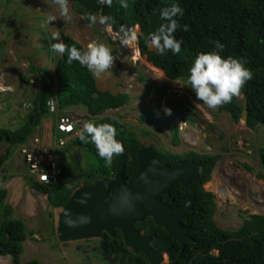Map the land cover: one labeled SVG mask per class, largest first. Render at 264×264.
<instances>
[{"label":"trees","instance_id":"16d2710c","mask_svg":"<svg viewBox=\"0 0 264 264\" xmlns=\"http://www.w3.org/2000/svg\"><path fill=\"white\" fill-rule=\"evenodd\" d=\"M76 11L83 15L89 24V14L110 15L113 17L112 29L119 32L121 26L135 29L139 27V47L142 56L154 67L165 74L170 80H185L188 69L199 52L213 50L212 42L219 40L224 44L223 56L243 57L245 67L249 68L253 77L241 89V95L233 97L230 103L218 106L219 112L230 114L233 123H237L241 114V97L247 95L248 120L246 126L252 130L264 126V0H126L127 7H121L119 0H113L112 7L100 6L97 0H70ZM176 2L183 9V16L174 17L178 20L179 28L173 33L176 39L182 40L181 51L172 54L158 55L148 49L145 38L153 32L160 23L159 12L162 7ZM187 25V30H184ZM66 50L56 61L54 72L48 69H39L42 86L37 90L32 106L24 123L16 129H0V147L7 145L4 153H0V172L3 164L13 155L14 151L26 142L34 133V114L37 112L40 119L47 117L46 101L55 93L59 99V107L77 106L86 108L91 117L103 115L109 109L125 106L130 101V95L119 93L114 95L97 88L94 76L79 62L67 63V46H81L72 38L62 35ZM36 71V67H32ZM50 78L45 82L43 75ZM55 74V76H54ZM57 89H55V78ZM96 124L109 123L116 128V139L121 142L125 157V180L130 181L138 168L137 150L140 143L134 133L112 118H87ZM77 149H91L96 155L95 146L89 142H81L79 138L72 143ZM67 149L62 155V173L57 182L40 185H30L38 192L48 196L53 208H63L70 201L72 189L68 186L81 184L88 186L102 178L111 180L117 169L116 157L113 154L110 163L101 158L98 166L93 163L87 169H79V159L70 155L73 167L65 160ZM262 171L258 177L264 180V147L258 149ZM69 153V152H68ZM82 154V153H81ZM80 156L82 157V155ZM99 157V156H98ZM194 160L202 165L200 176L187 186L173 187L174 199H167L173 206L190 197L195 198L194 206L182 223L189 228L190 236L194 241L186 244L179 257L180 245L161 226L155 225L151 219L137 223V228L154 237L153 248L168 255V264H264V215H248L242 225L233 231L225 230L213 220L216 212V196L204 189V184L211 178V171L219 159L214 155H199L191 153L185 157L174 156L169 163L171 166L182 160ZM251 170L249 166H246ZM7 190L0 188V256H10L12 264H40L38 260L21 263L20 256L23 243L29 234L26 225L13 217V209L6 204ZM32 234V233H31ZM101 248L108 255L120 253L123 258L132 252L124 245L122 234L116 230L115 237L104 233L100 240ZM217 251L215 254L214 252ZM135 264H148L142 254L134 255ZM122 258V259H123Z\"/></svg>","mask_w":264,"mask_h":264},{"label":"rangeland","instance_id":"374dc122","mask_svg":"<svg viewBox=\"0 0 264 264\" xmlns=\"http://www.w3.org/2000/svg\"><path fill=\"white\" fill-rule=\"evenodd\" d=\"M69 10L71 19L65 21L59 17L58 8L52 0H0V85L5 89L0 88L6 90H0V129L13 130L24 122L23 112L19 109L28 111L24 102L27 104L43 84L37 68L54 70L61 55L50 48L56 42L52 39L53 32H58L62 41V35L72 38L82 50L95 40L108 46L114 57L111 68L95 77L98 89L130 95V101L125 106L108 111L104 116H111L126 124L124 120L131 123L133 119L135 123L141 112L161 113L159 109L164 107L177 110L179 121L185 124V129L179 130L176 122L159 129L148 128L149 132L160 137L154 136L142 142H154L158 137L164 147L177 145L175 153L187 154L189 150H196L220 156L214 177L204 186L216 196L213 220L219 227L233 231L242 225L248 215H264V181L258 177L262 171L258 149L264 147V126L251 130L245 123H233L230 114L219 112L218 106L209 109L202 102L193 104L192 93L185 80L157 79L146 57L140 54L139 60L135 61L130 47L121 46L117 33L103 30V26L98 23V15L97 22L89 24L70 0ZM50 16H57V19L48 22ZM136 42L137 39L132 46L138 51ZM149 49L154 50L150 46ZM32 67H36V71ZM78 110L86 112L82 107ZM53 122L43 121L42 125L51 129ZM133 128L139 132L137 135L134 133L136 137L146 130L145 126L139 124ZM38 131L41 133L42 129ZM6 148V144L1 146L0 153H4ZM72 149L70 147V152ZM80 151L82 157L79 159V169H87L92 163L98 166L100 157L93 155L91 149ZM60 152L64 154V150ZM69 154L67 151L65 160L73 167ZM12 158L10 156L3 164L2 170L11 168ZM244 166H249L251 170ZM21 169L22 166L15 163L10 172L14 170L22 179ZM24 180L26 187L22 185L23 196H12L11 192L5 200L13 208V217L25 223L29 234L23 243L21 263L35 259L40 264H106L99 255L94 257L91 254L90 258L84 253V246H93L98 239L59 240L57 218L62 209L52 208L48 196L32 189L29 182ZM79 185L81 182L77 187ZM232 189L237 192L235 195L231 192L228 194ZM27 191L31 193L30 206L25 194ZM89 258L91 261H87ZM0 264H12L11 257L0 256Z\"/></svg>","mask_w":264,"mask_h":264},{"label":"clouds","instance_id":"9594fccd","mask_svg":"<svg viewBox=\"0 0 264 264\" xmlns=\"http://www.w3.org/2000/svg\"><path fill=\"white\" fill-rule=\"evenodd\" d=\"M52 3L55 6H57L58 14H59L60 18H62L65 21L71 19L70 10H69V0H52ZM97 3L102 7L106 5L109 8H111L112 4H113V0H97ZM119 3L121 5V7H127L126 0H119ZM159 16H160V19L162 21H165V22L160 23L159 26L153 32L148 33V36L145 38V44L148 46V49H149V46L154 48V50H151V51L156 50V53L158 55H166L169 51L172 54L179 53L181 51L182 40L176 39L173 35V33L179 28L178 20L174 17L183 16V9L180 7V5L178 3L173 2L168 6L162 7L160 9ZM55 19H57V16H50V17H48V22L53 21ZM88 19L92 23L97 22V16L94 14H89ZM113 22H114L113 17L110 15H100L98 18V23L100 25H102L103 30L105 32H108V33H111L113 30L112 29ZM134 30L132 28L126 29L124 26H121L119 29V32L117 33V35L119 37V42H120L122 47H131L132 44L137 39L136 45H137L139 52L141 54L140 47H139V40H138L140 30H139L137 37H136V33ZM184 30H187V25H184ZM52 39L56 42L52 43L50 45L51 50L53 52L57 53L58 55H63L65 53V50H66V45L60 39L59 33L53 32L52 33ZM212 44H213V50H210L207 52H199L196 54L192 64L190 65V67L188 69V74H187L186 79H185V84L190 89V91L192 93V103L195 104V103L202 102L209 109H215L217 106L230 103L232 101L233 97L240 96L242 87L245 85V83L247 81L251 80L253 77L252 71L249 68L244 66L246 61L244 60L243 57L238 58V57H233L230 55L229 56H223V55H221V53L224 51V47H225L224 44H222L219 40L213 41ZM129 50H130L131 54H133V50H131L130 48H129ZM141 56H142V54H141ZM66 60H67V63H69V64H71L72 61H74V60L79 62V64L82 67H85L95 78V77H99L102 73L106 72L109 68H111V66L113 65L114 57L112 56L111 50L108 46H106L104 43H99V42L93 40L87 44L86 49H84V50L78 49L75 46H67ZM146 61H147V58H146ZM53 72H54V70H53ZM44 75H46V74H44ZM44 75H43V78H44ZM54 76H55V74H54ZM54 78H55V89H57V80H56V77H54ZM95 81H96V79H95ZM96 85H97V82H96ZM0 87L4 88V86H1V85H0ZM4 89L0 88V90H4ZM99 90H101V89H99ZM4 91H6V90H4ZM103 91L110 92L108 90H103ZM36 92L37 91H35V93L31 96V99L27 101V104H25L26 102H24L25 107L26 108L28 107V111L26 112V111H23L22 109H19L20 111L23 112L24 120L26 119V117L28 115L29 108L33 105L32 102H33V99L35 98ZM110 93H112V92H110ZM123 93H126V92H123ZM114 95H117V94H114ZM51 98L55 99V111L54 112H51L49 104H48V102ZM46 107H47V117L44 119H40V117H39V121L36 125H35V121H34V127L36 128L34 133L31 134L27 138L25 143H23L19 148H17L14 151V153L12 155L13 158L11 156V158H12L11 162H14L13 165L16 163V164L22 166V169H21L22 173H20V174L22 176H24V178L27 180V182L38 183L40 185H47V184L57 182L59 176L62 173V168H61L62 155L59 154V151L60 150L63 151L64 149H67L70 154H72L73 152L74 153L76 152V155H78V157L81 158V156H80L81 151L79 149H77L76 147L72 146V143L75 142L77 140V138H79V140L85 144L91 142L95 146L96 154L105 163L111 162V158H112L113 154H122L124 157L123 146H122L121 142L115 138L116 137V128L114 127V125L109 124V123L96 124L93 121L87 120V118L100 119V118H106V117L117 120L111 116H104V115L108 111H116L122 107L117 108V109H109L103 115L91 117L87 114L86 108H84L86 112H84V110H78L81 107H77V106H72V107H67L65 109H61L59 107V99H58V96L56 93L48 98V100L46 101ZM202 110H204V107ZM171 111H172L171 115L174 114L176 116V119L175 120L167 119V126H168V124H175V122H176L179 130L185 129L186 128L185 124L181 123L179 121L180 115L178 114L177 110L172 109V108L170 109V108L165 107L164 108V114L165 115L150 112V113H144L143 116H149L151 114H154L157 116H164V117L168 118L170 116L169 114ZM34 116H35V114H34ZM38 116H39V114H38ZM62 116L63 117L64 116L70 117V119H71V125H70L71 128L70 129H64L63 131H61L60 128L58 127L59 126V120ZM47 118H49V119H47ZM47 120L52 121V122L54 121L53 127L51 129L42 125V122L47 121ZM117 121L119 123H121L119 120H117ZM141 122L144 123L142 121V118H141ZM238 122H240V121H238ZM124 123H126L125 120H124ZM246 123H245V125H246ZM126 124H122V125H124L126 127L127 126ZM144 125H149V124L144 123ZM149 126H152V125H149ZM163 126H165V125L160 124V125L152 126V127H157V129H159L158 127H163ZM40 129H42L41 133H39V131H38ZM126 129L128 130L129 126H127ZM160 129H163V128H160ZM45 131H48L49 133H45ZM33 138H39L42 140L41 142L43 145L55 149L56 154L59 157L60 170H61V172H60V174L57 177V180L55 182H50V183L41 182V183H39L35 179L29 177L28 168H27V165L23 162V157L20 154V149L22 147L28 145L32 141ZM59 140H64L65 145L62 147H57V143ZM70 147H73L71 152L69 150ZM173 147L175 149L178 146L173 144ZM142 149H145V148H142ZM187 152H189V153H187V154H185L186 152L183 154L175 153L174 156L185 157V156L190 155L191 153H196L199 155H203V154L213 155V154H209V153H200L196 150H189ZM15 153L17 154L16 160L14 159ZM78 153H80V154H78ZM152 154H153V152H152ZM214 156H219V155H214ZM77 159H79V158H77ZM219 159H220V156H219ZM124 162H125V157H124ZM184 162H194L196 164H200L198 162H195L194 160L189 159V160H182L174 166H171L170 164L164 165V166L169 167V168L170 167L174 168L177 165L184 163ZM217 162L211 171L210 180L206 183H209L211 181L212 177H214L213 174L218 169L217 168ZM200 166H201V172H202V165L200 164ZM124 167H125V164H124ZM244 167H246V166H244ZM201 172H200V174H201ZM113 178H114V175L111 178V180ZM104 179H106V178H102L101 180H104ZM106 180H108V179H106ZM111 180H108V181H111ZM261 180L264 181L263 179H261ZM28 184L31 187V185H30L31 183H28ZM205 184H204V186H205ZM176 185H180V184H176ZM77 186L78 185L68 186L70 189H72V194L78 188H81L82 186H85V185L81 184V185H79V187H77ZM88 186H90V185H88ZM175 186H173V187H175ZM74 187H77V188L75 189ZM31 188L33 189V187H31ZM205 190L207 192H211V191H208L207 189H205ZM230 192L232 195H235L237 193L233 189L231 191H229L228 194H230ZM211 193H213V192H211ZM190 198H192V197H190ZM215 203H216V201H215ZM168 206H170V205H168ZM63 208H61V209H63ZM250 215H253V214H250ZM260 215H262V214H260ZM104 233H106V232H103L102 234L104 235ZM106 234H108V233H106ZM109 236L113 237L112 235H109ZM122 238H123V236H122ZM127 248H129V247H127ZM129 249L131 252L135 253L131 248H129ZM214 253L216 254L217 251H215ZM136 254H141V253H136ZM162 254H164L165 258L166 257L168 258L167 254H165V253H162ZM181 255L179 253V257Z\"/></svg>","mask_w":264,"mask_h":264},{"label":"water","instance_id":"95a60500","mask_svg":"<svg viewBox=\"0 0 264 264\" xmlns=\"http://www.w3.org/2000/svg\"><path fill=\"white\" fill-rule=\"evenodd\" d=\"M44 79L50 82L47 75ZM167 119L175 120L176 116L172 114L167 118L151 114L142 117L144 123L152 126H167ZM247 120L248 99L246 94H242L239 121L246 123ZM38 121V113H35V125ZM137 159L138 171L131 181L124 179L125 162L123 155L119 154L117 171L111 181L100 180L90 186H82L72 194L59 214L57 232L61 242L99 239L103 232L114 236L117 229L127 247L145 255L151 264H162L165 256L151 246L154 238L134 227L147 218L163 227L179 243L180 255L186 244L194 241L189 228L181 220L190 213L195 198L187 199L181 206L170 207L159 197L167 195L176 184L186 186L197 179L201 172L200 164L184 162L169 168L156 160L150 148L140 149Z\"/></svg>","mask_w":264,"mask_h":264},{"label":"flooded vegetation","instance_id":"af4514ba","mask_svg":"<svg viewBox=\"0 0 264 264\" xmlns=\"http://www.w3.org/2000/svg\"><path fill=\"white\" fill-rule=\"evenodd\" d=\"M159 111L161 112V113H158V114H161V115H165L164 114V110L163 109H159ZM151 112V111H150ZM140 115L138 116V118H137V121H135V123H134V120L133 119H131V123L130 122H126L127 123V125L129 126V131L130 132H135L136 134L138 133L139 134V132H138V130H137V132L134 130V128L133 127H135L136 125H141V126H145L146 127V130H143L142 131V134H140V136L138 137V140H139V143L141 144L140 145V147H139V149H142V148H150L151 150H152V152H153V154H154V157L156 158V160L158 161V162H160V163H162V164H164V165H168L170 162H171V158L172 157H174V154H175V151H174V147H173V144L171 145V146H167V147H164V145H163V143L160 141V139L157 137L156 139L157 140H155L154 142H149V143H147V144H145L144 142H142L144 139H150V138H153L154 136H159V135H155V134H153V133H151V132H149L148 131V128L150 129V128H154V127H152V126H149V125H144V123H142L141 122V118H142V116L144 115V113H139ZM132 121H133V123L134 124H132ZM131 125L133 126L132 128H131ZM160 137V136H159ZM139 149L137 150V152L139 151ZM78 154H80V153H78ZM72 156L73 157H75L76 158V160H77V158H80V157H78V155H76V152L74 153H72ZM77 156V157H76ZM118 156H119V154H117V157H116V164H117V160H118ZM71 160V159H70ZM80 161V160H79ZM137 162H138V159H137ZM116 171H117V169H116ZM116 171H115V173H116ZM136 171H138V168H137V170ZM115 173H113V175H115ZM123 174H124V179L126 178V175H125V172H124V170H123ZM136 174H137V172H136ZM136 174H135V176H136ZM134 176V177H135ZM133 177V178H134ZM132 178V179H133ZM131 179V180H132ZM130 180V181H131ZM127 182H129V181H127ZM173 188V187H172ZM172 188L170 189V192L167 194V195H161L159 198H160V200L162 201V202H164V203H166L167 205H168V203H167V199H174L175 197H176V195L175 194H173V191H172ZM171 199V200H172ZM187 201V199L185 200V201H183V202H177L176 204H174L173 206H171V207H178V206H181V205H183L185 202ZM215 201H216V199H215ZM149 219H151V218H147L145 221H144V223L145 222H147ZM152 220V219H151ZM183 220V219H182ZM153 222V221H152ZM182 222V221H181ZM141 224V223H140ZM183 224V223H182ZM184 225V224H183ZM137 223L134 225V227L137 229V230H139L142 234H144V235H148V236H152V235H149L148 233H146L145 231H142V230H140V229H138L137 227ZM186 226V225H185ZM116 231V230H115ZM113 237H115V232H114V236ZM112 237V238H113ZM153 237V236H152ZM103 238V234H102V237L101 238H99L98 239V241H95L94 242V245L92 246H84V253L85 254H88V255H90V258H91V254L92 255H95L94 257H102V259L101 260H103V262L104 263H106V264H135V262H136V260H134V255H139V254H136V253H133L132 252V254H129V255H127L125 258H123L122 257V255L120 254V253H118V254H115V255H108L106 252H104L103 250H102V248H101V245H100V240ZM154 238V237H153ZM123 243H124V241H123ZM154 243V239H153V241H152V243H151V245ZM129 249V248H128ZM130 250V249H129ZM97 255H99V256H97ZM90 258L87 260V261H91L90 260ZM123 258V259H122ZM146 260H147V262H148V264H151L150 263V261L146 258ZM167 260H168V263L170 262L169 261V258H167ZM166 258L164 257V259H163V262H162V264H168L166 261Z\"/></svg>","mask_w":264,"mask_h":264},{"label":"built area","instance_id":"2783aa9c","mask_svg":"<svg viewBox=\"0 0 264 264\" xmlns=\"http://www.w3.org/2000/svg\"><path fill=\"white\" fill-rule=\"evenodd\" d=\"M51 112L55 111V99L51 98L48 102ZM71 119L62 116L59 120V128L61 131L71 128ZM39 138H33L32 141L20 149L23 162L27 165L29 177L35 179L39 183L55 182L59 176L60 163L59 157L54 148L45 146ZM65 145L64 140H59L57 147Z\"/></svg>","mask_w":264,"mask_h":264},{"label":"crops","instance_id":"0c3cea01","mask_svg":"<svg viewBox=\"0 0 264 264\" xmlns=\"http://www.w3.org/2000/svg\"><path fill=\"white\" fill-rule=\"evenodd\" d=\"M15 160L17 159V157L14 158ZM14 162H11V168H9L8 170H1L0 172V178H2V181H0V186H2V188H5L7 190V196L9 197V195H11L12 192V196H16V197H22L24 192L22 191V185L24 184L26 187V181L22 178H19V176H17L15 174V172H13L14 170H12V172H10V169H12V165ZM34 189V188H33ZM35 190V189H34ZM21 191V192H19ZM26 198L27 203L30 202V205H32V200L30 199V192H26ZM6 196V198L8 199V197ZM13 209V208H12ZM58 221V218H57Z\"/></svg>","mask_w":264,"mask_h":264},{"label":"bare ground","instance_id":"6f19581e","mask_svg":"<svg viewBox=\"0 0 264 264\" xmlns=\"http://www.w3.org/2000/svg\"><path fill=\"white\" fill-rule=\"evenodd\" d=\"M135 33H136V37H137V34L139 33V27L138 26H136L135 27ZM116 34V33H115ZM131 48V50H133V58H134V60L135 61H137V60H139V55H140V52H139V49H138V51H137V49H135V48H133V46L132 47H130ZM150 65V64H149ZM150 68H152L153 70H154V72H155V76L157 77V79H159V80H164V78H165V76H164V74H163V72L161 71V70H159V69H157L156 67H154V66H152V64L150 65ZM165 108V107H164ZM164 108H163V110H164ZM171 113H172V111L170 112V114L169 115H171ZM61 213V212H60ZM58 221H59V216H58ZM58 221H57V227H58ZM62 233V232H61ZM67 233V232H66ZM67 235H69V233H67ZM70 241H77V240H75V239H73V240H70ZM69 242V241H68Z\"/></svg>","mask_w":264,"mask_h":264}]
</instances>
